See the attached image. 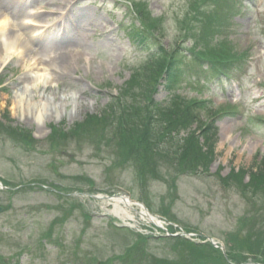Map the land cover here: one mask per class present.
<instances>
[{
    "label": "rangeland",
    "instance_id": "1",
    "mask_svg": "<svg viewBox=\"0 0 264 264\" xmlns=\"http://www.w3.org/2000/svg\"><path fill=\"white\" fill-rule=\"evenodd\" d=\"M188 1L137 0L147 27L135 16L132 0H25L20 19L39 14L35 25L42 26L43 36L29 29V52L0 54V264H264V198L261 192L244 193L234 176L243 173L247 184L264 162V0H235L238 11L231 19L218 24L214 35L205 29L208 45L182 29L193 17L184 14ZM206 1L209 16L214 7ZM60 13H66V21L58 19ZM6 19L0 24L8 25ZM153 26L158 30H149ZM44 47H50L46 56L52 58L65 50L76 54L71 70L53 76L39 65L26 71V63L35 64ZM156 47L201 61L203 67L191 62V72L176 79L172 92L187 102L194 121L214 120L218 127L207 170L174 159L179 141L199 129L192 122L172 131V142L165 141L169 155L157 149L159 124L151 131L141 149L145 167L150 166L146 172L105 125L88 127V134L70 133L116 100L129 112L148 106L147 98L166 103L173 93L165 73L161 79L160 67L150 73ZM216 66L228 67L235 78L212 79ZM33 79L39 82L31 90L27 84ZM147 79L155 81L149 96ZM19 97L26 101L18 106ZM198 102L204 105L195 107ZM38 113L40 120L34 118ZM121 195L144 201L152 215L171 224L163 226L169 233L177 226L213 238L229 253L230 263H220L221 251L205 261L202 256L212 249L198 239L193 242L205 248L204 254L168 240V232L140 221L138 208L131 211L136 223L129 225L113 214L111 204L95 199ZM176 245L192 258L175 261Z\"/></svg>",
    "mask_w": 264,
    "mask_h": 264
},
{
    "label": "trees",
    "instance_id": "2",
    "mask_svg": "<svg viewBox=\"0 0 264 264\" xmlns=\"http://www.w3.org/2000/svg\"><path fill=\"white\" fill-rule=\"evenodd\" d=\"M132 1L135 15L138 16L144 25L149 27V25L146 23V20L143 19L145 17L144 13L142 10L139 11L140 7L137 6V3L139 2H137V0ZM199 1L200 0L188 1L189 9L184 14L185 16L188 15V17H193L185 22V26L182 29L184 30L186 27V31L190 37H198L200 41H203L204 44L208 45L207 39L209 38V35L205 36V29H208L209 26L211 30L210 35H214L218 30V24L222 25L226 19H229L233 12L238 11L236 10L238 3L235 2V0H208V3L214 7V10L212 11L211 15L207 16L209 10L203 6L207 1L203 0V3L200 6L197 5V2ZM149 15L151 14L149 13ZM149 30L154 31L158 30V28L157 26H153L150 27ZM149 44H151V41H149ZM175 50L170 53L159 47L151 49L152 53H155V59L150 67V73L154 75L153 73L160 67L159 73H161V71L162 73L158 77L161 79L162 75L165 73L164 81L166 84H169L168 90H171V92L173 91L172 85L176 82V79L181 76L185 77V75L191 71V62L194 63L193 66L202 67L201 61L194 55L186 56L181 50ZM154 84L155 81H150V79H147V82H145V93L147 96L150 95L152 88H154ZM174 99L175 97L170 95L166 103L155 104L153 101L147 98L148 106H138L139 108H134L135 112H129L127 108L125 109V106L121 105L119 100H116L112 102L111 105L105 109V111H102L99 117L90 116L86 125H82V123L77 124L75 130H72L70 133H72L74 136L77 135L78 131H80L81 134H88V127H96V125L101 124L105 125V128L108 127V131L111 136L122 142V147L123 144H125L130 150L133 151L136 159L135 163L139 164L138 168L141 172H146L150 166L148 165L145 167V161L143 160L145 158L141 154V149L145 146L149 135H154V132L151 131H155L158 124L162 132L160 137L156 139L157 149H160V151L165 155H169L170 150L166 147L165 141L167 140L168 142H172L170 140V136L174 133L172 131L175 129L179 130L180 128L184 127L186 125L185 123L187 122L199 123L200 127L198 132H191L186 139L179 141L180 146L177 151L174 152V159L176 160L179 158V160L188 161L190 164L187 167L189 168L191 165L196 167L197 165H201L198 166L201 171L207 170L209 163L212 162V159L214 158L213 156L215 155L216 146L218 144L217 128L214 123L204 125L203 122L197 118L194 121L192 113L190 112L189 108H187V102H182L180 100L174 101ZM203 105V103L195 104V107H202ZM81 126H83V129ZM187 128H189V126L185 127L184 129ZM136 137H138V139H136ZM263 169L264 162L258 164L257 172L251 174L250 180L247 184H243L242 182V177L244 176L243 173H237L234 175L236 176L238 185H243L242 191L244 193H246V191H250L257 195L258 192H261L262 197L264 198ZM194 171L196 173L199 172L197 168H195ZM139 174L141 176L144 175L141 173ZM184 243L186 244L187 242L184 241ZM187 244L191 245V247H194L193 252L198 254H204L206 252L204 249L208 248V246L201 248L195 247L190 243ZM217 255L218 253L212 249L210 256L203 255L202 258L207 261L209 257L214 258L213 256ZM217 259L220 261V263L225 261L221 256H217Z\"/></svg>",
    "mask_w": 264,
    "mask_h": 264
},
{
    "label": "bare ground",
    "instance_id": "3",
    "mask_svg": "<svg viewBox=\"0 0 264 264\" xmlns=\"http://www.w3.org/2000/svg\"><path fill=\"white\" fill-rule=\"evenodd\" d=\"M27 3L28 2H25V0H22V2L20 0H0V5L2 7L4 6V8L8 12L1 7L3 9V11L9 15V18L14 16L15 17L14 19H16V21L18 22L17 25L19 26V28L13 26L12 25L13 22L9 18H8L9 19L8 25L0 24V54L4 53V56H9L10 52L14 49H16V50L23 49L24 51H25V49H27L28 51L27 50L26 51L29 52L30 48L28 45V41L26 39V37H27L28 40H31L29 29H35L34 31L38 32L42 28L41 25L39 27H37L38 25H34V22H35L34 19L29 21L27 23V25L23 24V21L25 19L28 20V18L36 17V15L37 16L39 15V14H35V13H30L29 17L25 18L24 20H21L20 19L21 14L25 11ZM4 12L0 13V19L3 16H5ZM58 19L60 21H62V19H63V21H66L67 15L60 13ZM4 22L5 21L3 20V23ZM10 29H11V33L9 32ZM63 30H64L63 33H67V29L64 28ZM20 31H21V34H19ZM17 34H19V35H17ZM22 36H25V40L22 39ZM42 36H43V33L40 32L38 38L40 39ZM61 40L68 41L67 38H63ZM29 43H31V41ZM57 45H59V43ZM53 47L54 46H52L51 48H53ZM45 48H47V49H45ZM48 48H50V47H44L43 49L38 48L40 50V58L37 57L35 64H30L29 62H27L26 67H25L26 71H29V69H32V68H34V69L38 68L39 65L44 66V68L48 67V70L52 73L53 76H57V71H62V69H63V71L64 70H66V71L71 70V68L73 67L71 62L73 59L77 58L76 54H74L68 50H65V53L63 55L57 54L52 58L51 56H48V55L46 56V52L50 51ZM37 79H39V78H37ZM35 80L33 79L32 81H30L27 84L28 86L32 85L31 90L37 89V85L34 84ZM36 81H38V80H36ZM28 86H26L23 89V91H27ZM24 101H26V99L19 97L18 106ZM19 109L22 111H29L30 108L28 109L25 107H20ZM45 109H46V107H45ZM40 113H41V111H40ZM40 113H38V115L35 116L34 118H36L37 120H40ZM106 201L114 207L113 214L118 219L124 221L125 223H127L129 225H133L134 223H136L135 222L136 218L133 214H131L130 210L132 211V210H135V208H138V209H140V213L138 214V216L140 217L141 222H145L146 224H152L156 227H163V223L159 219H157V218L151 216L150 214H148L147 212H145V210L139 204L131 202L128 198L113 197V198L107 199Z\"/></svg>",
    "mask_w": 264,
    "mask_h": 264
},
{
    "label": "water",
    "instance_id": "4",
    "mask_svg": "<svg viewBox=\"0 0 264 264\" xmlns=\"http://www.w3.org/2000/svg\"><path fill=\"white\" fill-rule=\"evenodd\" d=\"M2 211V209L0 208V212Z\"/></svg>",
    "mask_w": 264,
    "mask_h": 264
}]
</instances>
